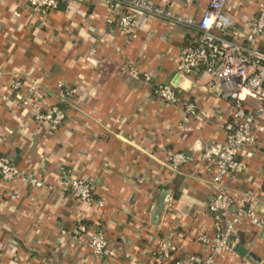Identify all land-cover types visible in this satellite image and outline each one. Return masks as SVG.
Returning a JSON list of instances; mask_svg holds the SVG:
<instances>
[{"label": "crops", "instance_id": "crops-1", "mask_svg": "<svg viewBox=\"0 0 264 264\" xmlns=\"http://www.w3.org/2000/svg\"><path fill=\"white\" fill-rule=\"evenodd\" d=\"M58 1L56 9L39 16L27 0H0V155L21 173L12 181L0 178V264H154L151 252L163 237L179 248L172 259L202 254L197 237L212 232L206 202L214 192L213 172L197 161L172 172L168 156L197 155L209 142H222L225 102L201 91L206 75L182 77L190 86L176 91L197 104V114L190 130L181 132L179 108L152 98L147 86L121 70L133 65L152 83L171 84L180 49L193 33L131 10L126 11L135 27L122 32L116 22L122 5ZM152 1L195 22L209 0H194L190 7L183 0ZM262 4L228 0L225 12L235 30H247ZM257 48L264 51L261 38ZM15 77L23 90L11 91ZM31 82L45 94L43 106L64 112L56 131L20 106ZM258 141L245 170L224 185L236 198L251 199L249 208L264 217V137ZM71 178L90 183V202L62 188ZM235 228L239 245L233 254L218 255L216 264H264V231L247 221ZM97 231L107 241L101 258L89 248Z\"/></svg>", "mask_w": 264, "mask_h": 264}, {"label": "built area", "instance_id": "built-area-1", "mask_svg": "<svg viewBox=\"0 0 264 264\" xmlns=\"http://www.w3.org/2000/svg\"><path fill=\"white\" fill-rule=\"evenodd\" d=\"M122 5L125 11L116 16L117 26L122 32L134 29L135 22L131 10L164 22L184 26L193 33L190 42L180 49L176 62V73L188 77L202 73L208 77L201 91L225 102L220 112L225 117L222 142H209L197 155L172 152L168 156L172 172L182 167L199 162L213 172L211 182L214 192L206 202V209L212 219V232L200 234L197 241L204 251L202 254H185L178 259L172 256L179 252L178 246L169 238L163 237L156 250L151 252L154 264H216L221 254H233L240 243L236 226L244 221L258 230H264V217L257 216L249 208L251 199L236 198L225 189V180L241 174L246 162L256 153L258 139L264 137V51L257 48L261 38L264 45V4L260 5L248 20L247 30H235L231 18L226 14L228 0H209L198 21L187 16L175 14L153 3L152 0H108ZM185 7H190L194 0H183ZM58 0H27V5L39 16L46 15L57 8ZM107 20V24H111ZM90 55L93 54L91 51ZM94 64L97 62L94 60ZM126 77L137 84L147 86L152 98L179 108L180 120L177 129L181 132L190 130V123L197 114V104L187 97H180L171 84H155L148 73L139 72L135 66L121 68ZM62 84L58 83V87ZM11 91L23 90L21 79L15 77L10 84ZM45 94L36 82H31L22 92L23 108H30L32 118L46 126L49 131H56L62 124L64 112L57 106H43ZM6 131V129H2ZM1 132V131H0ZM21 177L10 158L0 155V178L12 181ZM24 180H28L27 178ZM36 187L39 181L31 180ZM77 200H92L90 183L71 178L61 183ZM101 202L98 206H102ZM83 226H77L83 232ZM107 241L101 231H97L89 240L93 256L103 257ZM245 264H248L245 262Z\"/></svg>", "mask_w": 264, "mask_h": 264}, {"label": "water", "instance_id": "water-1", "mask_svg": "<svg viewBox=\"0 0 264 264\" xmlns=\"http://www.w3.org/2000/svg\"><path fill=\"white\" fill-rule=\"evenodd\" d=\"M171 85L173 87H180V88H183V89L187 90L189 88V86H190V82L185 80L181 76L177 75V76H175L173 78V81L171 82ZM166 195H167V193L165 191H163L162 192V196L160 197V199L158 201V204L156 206L155 212H154V216H153V222L154 223L158 220L159 213L161 211V208H162L163 202H164V200L166 198ZM237 253L240 254V255H243L245 253V251L243 250V248L241 246H239L237 248Z\"/></svg>", "mask_w": 264, "mask_h": 264}, {"label": "trees", "instance_id": "trees-1", "mask_svg": "<svg viewBox=\"0 0 264 264\" xmlns=\"http://www.w3.org/2000/svg\"><path fill=\"white\" fill-rule=\"evenodd\" d=\"M63 109V108H62Z\"/></svg>", "mask_w": 264, "mask_h": 264}]
</instances>
